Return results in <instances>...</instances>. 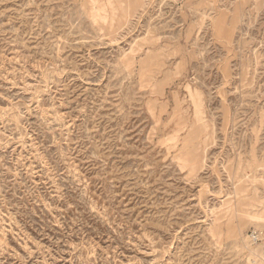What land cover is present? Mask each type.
I'll return each instance as SVG.
<instances>
[{
  "label": "rangeland",
  "instance_id": "1",
  "mask_svg": "<svg viewBox=\"0 0 264 264\" xmlns=\"http://www.w3.org/2000/svg\"><path fill=\"white\" fill-rule=\"evenodd\" d=\"M264 0H0V264H264Z\"/></svg>",
  "mask_w": 264,
  "mask_h": 264
},
{
  "label": "built area",
  "instance_id": "2",
  "mask_svg": "<svg viewBox=\"0 0 264 264\" xmlns=\"http://www.w3.org/2000/svg\"><path fill=\"white\" fill-rule=\"evenodd\" d=\"M248 236L252 243L262 244L264 249V230L254 229L250 231ZM263 261H264V251H263Z\"/></svg>",
  "mask_w": 264,
  "mask_h": 264
}]
</instances>
